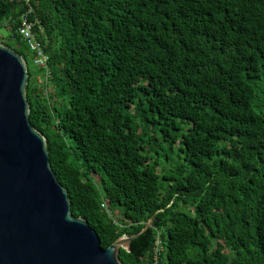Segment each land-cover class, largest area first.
Masks as SVG:
<instances>
[{
  "label": "trees",
  "instance_id": "trees-1",
  "mask_svg": "<svg viewBox=\"0 0 264 264\" xmlns=\"http://www.w3.org/2000/svg\"><path fill=\"white\" fill-rule=\"evenodd\" d=\"M25 2L46 81L14 33L24 0H0V43L99 247L160 209L120 264L147 261L154 236L157 264H264V0Z\"/></svg>",
  "mask_w": 264,
  "mask_h": 264
},
{
  "label": "water",
  "instance_id": "water-1",
  "mask_svg": "<svg viewBox=\"0 0 264 264\" xmlns=\"http://www.w3.org/2000/svg\"><path fill=\"white\" fill-rule=\"evenodd\" d=\"M23 58L0 43V264H120L132 235L104 248L86 222L69 212L65 189L47 161L45 139L27 121Z\"/></svg>",
  "mask_w": 264,
  "mask_h": 264
},
{
  "label": "built area",
  "instance_id": "built-area-1",
  "mask_svg": "<svg viewBox=\"0 0 264 264\" xmlns=\"http://www.w3.org/2000/svg\"><path fill=\"white\" fill-rule=\"evenodd\" d=\"M24 3L27 5V3L24 0ZM30 7L27 5L26 9L19 13L15 20L17 22V25L15 27L14 33L17 37V40L22 42L24 46L26 47V50L29 53L30 56V63L34 67L41 69L42 75H41V82L44 83L48 77V70L46 66V59L47 56L43 51V45L41 42L37 39V33L39 31V26L37 25L36 30L33 29V25L37 22L29 21L27 20V16L30 14ZM37 24V23H36ZM40 76L35 77V82L38 81V78ZM100 207H103V204H100ZM160 248L158 245V239L156 236L153 238L152 247H151V254L147 261H144L142 264H157V257L158 252Z\"/></svg>",
  "mask_w": 264,
  "mask_h": 264
},
{
  "label": "rangeland",
  "instance_id": "rangeland-1",
  "mask_svg": "<svg viewBox=\"0 0 264 264\" xmlns=\"http://www.w3.org/2000/svg\"><path fill=\"white\" fill-rule=\"evenodd\" d=\"M6 22V21H5ZM8 37V30L5 28V27H3V26H0V38L1 39H6ZM10 46L11 47H15L13 44H11L10 43ZM16 48V47H15ZM27 56H25V60L27 61V65H29L30 63V56L28 55V58H26ZM29 59V60H28ZM41 80V76L38 78V81L36 82L37 84L36 85H42V82L40 81ZM48 89V88H47ZM46 89V90H47ZM163 167H166L165 165H162ZM157 171L159 172V169H157ZM103 205H104V203H103ZM113 216L114 217H116L117 216V213H114L113 214Z\"/></svg>",
  "mask_w": 264,
  "mask_h": 264
}]
</instances>
